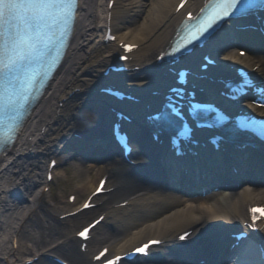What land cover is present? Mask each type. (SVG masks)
Wrapping results in <instances>:
<instances>
[{
    "label": "bare ground",
    "instance_id": "obj_1",
    "mask_svg": "<svg viewBox=\"0 0 264 264\" xmlns=\"http://www.w3.org/2000/svg\"><path fill=\"white\" fill-rule=\"evenodd\" d=\"M196 1L190 0L187 8L194 7ZM176 2L116 0L111 10L113 32L119 36V41L139 45L136 60L131 66H138L140 70L114 76L111 80L102 75L113 60L112 52L117 50V43H102L103 30L100 25L106 22V0H80L75 32L65 62L56 73L23 137L0 160V264H25L35 256L40 257L32 264L42 260L43 263L56 264L47 256L55 252L65 253L67 247L74 243L78 229L101 212L106 213V218L94 228L93 246L110 244L112 253L122 254L148 238H161L165 242L162 245L164 249H154L149 261H153V264L162 260L165 264H188L184 260L177 261V255L183 251L208 250L214 241L224 240L230 233L237 232L246 218L248 200L264 203V188L256 187L251 192L242 191L233 195L226 205L216 198L210 199L212 203L197 201L196 205L185 204L178 194L166 188L165 182L143 153L138 156L142 168H132L111 158H105L104 163L97 159L87 162L98 151L89 144L94 143L97 135L102 138V150L112 143L108 130L112 116L106 108L107 99L98 93L103 84L121 83L149 102V90L162 87L172 79H156L161 76L154 72L151 63L157 48L180 22L183 12L172 14ZM253 42L263 44V39L258 33L249 31L237 34L230 26L223 25L204 49L220 57L219 67L210 72L220 75V72L229 70L230 65H257L259 68L256 73L263 70L264 58L242 59L232 54L236 43H244L251 50L257 48ZM199 55L193 52L186 65L191 67L197 63ZM200 84L210 86L204 81H200ZM254 99L262 100L261 96ZM61 102V113L57 115ZM42 128H45L44 133ZM74 133L82 135L85 140L73 150V144L78 141L77 137H73ZM79 148L83 149L82 152H79ZM72 157L87 164V168L81 169L77 162L74 166L77 184L73 190L78 192V200L94 190L99 178L110 167L113 169L109 172L108 187L115 186L116 189L97 197V202L103 201L99 206L61 220L69 224L67 227L60 223L59 215L78 209L88 195L79 205H71L67 201L68 197L61 196L49 207L42 203V191L49 159H57L59 166L72 160ZM49 195H52L51 192ZM126 200L129 206L120 207L119 204ZM38 210L44 213V217L37 223L33 218ZM27 225L35 228L33 233L27 234L35 249V253L29 256H26L25 252L28 251H24L20 238L22 232L27 230ZM185 228L195 229L189 247L174 241ZM16 237L18 247L14 249L12 241ZM249 240L255 247L259 241L264 246L263 234ZM253 259L256 264L260 261L256 255Z\"/></svg>",
    "mask_w": 264,
    "mask_h": 264
},
{
    "label": "snow or ice",
    "instance_id": "obj_2",
    "mask_svg": "<svg viewBox=\"0 0 264 264\" xmlns=\"http://www.w3.org/2000/svg\"><path fill=\"white\" fill-rule=\"evenodd\" d=\"M186 3L187 0H182L180 8ZM252 7L250 0H208L198 16L193 17L188 13L187 20L177 31L172 51L166 55L176 56L197 42L210 41L222 26V22L246 17ZM78 10L79 0H0V151L14 142L29 105L42 87V81L55 66L52 53L55 52L56 57H59L65 39L73 30ZM109 39L115 37L109 36ZM122 46L126 51L133 50L132 45ZM160 59H163V56ZM246 86L247 81L239 85L237 91L243 92ZM174 91L180 95L179 89ZM259 106L264 107V104ZM201 107H190V114L197 120L202 117L207 119L214 111L210 108H204L202 112L197 111ZM179 115L173 106L153 119L167 121L172 116ZM212 118L216 123L224 119L218 112ZM238 130H251L264 138V123L257 126L254 120H241ZM178 135H187V130L180 131ZM102 188L103 184L101 190ZM89 206L87 203L84 205L86 208ZM249 212L252 214L250 226L254 227L258 220H264V209L253 207ZM99 223V220L96 221V224ZM95 226L93 224L91 227ZM89 230L85 229L80 236L88 239ZM187 236L188 234H185L180 239H187ZM158 243L159 241H150L136 248L130 255H147L149 247ZM107 251L105 249L101 255ZM96 259H101V256ZM121 259L124 258L115 257V261ZM106 264H113V260L108 259ZM125 264H128L127 260Z\"/></svg>",
    "mask_w": 264,
    "mask_h": 264
},
{
    "label": "rangeland",
    "instance_id": "obj_3",
    "mask_svg": "<svg viewBox=\"0 0 264 264\" xmlns=\"http://www.w3.org/2000/svg\"><path fill=\"white\" fill-rule=\"evenodd\" d=\"M76 145H77V142H76V144H73L74 148ZM76 162L79 164L80 169L83 167L87 168V164L84 163V161H78V160L73 161L72 160L68 166L63 165L64 167H61V169L67 171L66 176L61 177V178L55 180L53 183L50 184L52 187L51 199H55V202L61 196L66 197L68 193L74 191L73 187H75L77 184L76 183L77 178H75V176H76L75 171L76 170L74 169ZM74 192H76V191H74ZM49 199H50V196H44V198L42 199L43 205L47 206V202ZM43 217H44V213L41 210H38L36 212V216L33 218V220L35 221V219H36L37 223H38V222L42 221ZM26 229L27 230L25 232H22L21 242H22L24 251H28V252H25L26 256H29L30 253L31 254L35 253V249H33V245H32L33 243L29 241L27 234H29L30 232L33 233L35 228H33L32 225H27ZM47 232L48 231H46V233ZM43 240H44V238H43ZM28 248L30 249V251ZM55 253H57L58 255L70 260L71 262L78 263L79 259H78V251H77V241H74V243L70 244L67 247V251L65 253H63V252H55ZM24 257L25 256L21 257V259H23ZM21 259L19 262H21ZM42 261L38 264H47L46 262L43 263Z\"/></svg>",
    "mask_w": 264,
    "mask_h": 264
}]
</instances>
